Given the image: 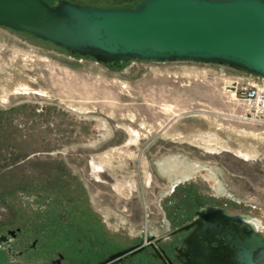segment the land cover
Listing matches in <instances>:
<instances>
[{
  "label": "rangeland",
  "instance_id": "obj_1",
  "mask_svg": "<svg viewBox=\"0 0 264 264\" xmlns=\"http://www.w3.org/2000/svg\"><path fill=\"white\" fill-rule=\"evenodd\" d=\"M244 73L189 60L112 68L0 26V235L11 258L96 263L166 235L193 197L264 224V123L245 118L233 82Z\"/></svg>",
  "mask_w": 264,
  "mask_h": 264
},
{
  "label": "water",
  "instance_id": "obj_2",
  "mask_svg": "<svg viewBox=\"0 0 264 264\" xmlns=\"http://www.w3.org/2000/svg\"><path fill=\"white\" fill-rule=\"evenodd\" d=\"M0 26L52 42L72 55L115 68L134 60L194 61L224 65L264 76V0H138L134 5L101 6L78 0H0ZM199 219L178 230L184 239L183 264H218L211 256L214 234L225 230L230 264H264V235L249 216L204 205ZM221 226L220 230L215 227ZM14 235V231H8ZM6 236L0 235V241ZM155 235L109 254L96 264H117L148 243L163 259ZM62 257L61 254H59ZM53 259L44 264H53ZM0 264L12 260L0 246Z\"/></svg>",
  "mask_w": 264,
  "mask_h": 264
},
{
  "label": "flooded vegetation",
  "instance_id": "obj_3",
  "mask_svg": "<svg viewBox=\"0 0 264 264\" xmlns=\"http://www.w3.org/2000/svg\"><path fill=\"white\" fill-rule=\"evenodd\" d=\"M192 200L194 201V204H195L194 208L188 209L186 211V216L183 219H181L179 222H177L173 227L169 228L166 235L162 237H156V239L154 240V243L158 247V249L161 251L163 259L166 262V264H183L185 261L183 253L187 250V246L183 243V241L185 238H187L192 233L196 225L193 224L188 229H182V230H178V229L183 226L192 224L199 219V215L197 213L200 211H203L204 209L203 207L198 205L197 200H199L204 205L220 206V205L211 204L206 201H203L202 199L198 197H193ZM220 207L224 208L226 212L232 213L228 211L225 207L223 206H220ZM215 228L216 230H220L221 226L218 225ZM214 236L218 239V241L212 242V246H213L212 251H211L212 258L214 260H217L218 264H230V262H228V257L230 256L231 251L229 250V246L227 244V241L230 238V235H228L225 230L222 234L220 235L214 234ZM11 237L13 238L15 237V232L13 236L11 235ZM142 240H143V235L138 239L136 243L130 246L139 244ZM2 244L7 245V248L5 249L8 250V252L11 255V248L8 246L9 238L7 236L5 240L0 241L1 247H3ZM138 253H143L147 258H149V263L147 264H164L162 259H160L158 256L154 254L152 247L148 243L147 244L144 243L142 250ZM138 253L132 256L127 255L123 257V259L118 261L117 264H131V262H133V258H135V255H137ZM109 254L111 253H108L106 256H104L100 260L105 259ZM60 258L62 259V257L60 256H59V259L57 260L53 259V262L64 263V261L61 260ZM137 260H140V259H137ZM96 263H93V264H96ZM138 264H141V263H138Z\"/></svg>",
  "mask_w": 264,
  "mask_h": 264
},
{
  "label": "built area",
  "instance_id": "obj_4",
  "mask_svg": "<svg viewBox=\"0 0 264 264\" xmlns=\"http://www.w3.org/2000/svg\"><path fill=\"white\" fill-rule=\"evenodd\" d=\"M233 82L245 106V118L264 123V76L244 73Z\"/></svg>",
  "mask_w": 264,
  "mask_h": 264
},
{
  "label": "bare ground",
  "instance_id": "obj_5",
  "mask_svg": "<svg viewBox=\"0 0 264 264\" xmlns=\"http://www.w3.org/2000/svg\"><path fill=\"white\" fill-rule=\"evenodd\" d=\"M249 221L252 223V225L257 229V230H262L264 229V224L260 219L254 218V217H249Z\"/></svg>",
  "mask_w": 264,
  "mask_h": 264
},
{
  "label": "trees",
  "instance_id": "obj_6",
  "mask_svg": "<svg viewBox=\"0 0 264 264\" xmlns=\"http://www.w3.org/2000/svg\"><path fill=\"white\" fill-rule=\"evenodd\" d=\"M50 3V2H49ZM52 4V3H51Z\"/></svg>",
  "mask_w": 264,
  "mask_h": 264
}]
</instances>
